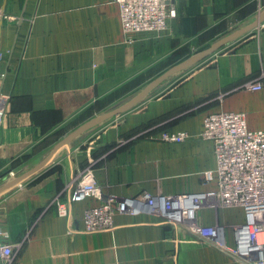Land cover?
<instances>
[{"label": "crops", "instance_id": "0c3cea01", "mask_svg": "<svg viewBox=\"0 0 264 264\" xmlns=\"http://www.w3.org/2000/svg\"><path fill=\"white\" fill-rule=\"evenodd\" d=\"M171 2L174 17L167 30L128 41L112 0H0V12L12 17L0 24V94L8 97L0 126V187L40 162L64 131L102 113L121 95L128 101L170 56L195 53L214 33L240 29L264 9V0ZM248 35L171 98L144 99L137 105L146 104L144 111L134 113L136 106L118 115L125 116L98 136L79 135L38 174L0 197V242L12 246L11 264H254V255L243 261L229 252L234 230L244 221L238 206L209 199L197 212L198 224L224 231L225 246L219 247L148 214L117 215L111 231L88 233L82 214L99 200L70 201L88 170L102 200L215 188L203 177L216 163L212 143L198 137L202 116L176 129L189 135L180 143L161 141L162 129L131 136L182 104L222 89L225 97L206 112L243 113L250 129L264 130V90L242 89L264 69V23L241 38Z\"/></svg>", "mask_w": 264, "mask_h": 264}, {"label": "built area", "instance_id": "2783aa9c", "mask_svg": "<svg viewBox=\"0 0 264 264\" xmlns=\"http://www.w3.org/2000/svg\"><path fill=\"white\" fill-rule=\"evenodd\" d=\"M118 7L121 31L131 41L140 34H157L167 30L174 17L172 0H112ZM12 17L0 12V24ZM245 90H264V75L244 86ZM8 97L0 94V126L6 115ZM187 133L163 132L160 140L180 143ZM200 138L213 145L215 168L203 173L207 184L215 188L203 192H184L174 196L142 192L135 197H109L102 200L100 187L91 171H86L71 195V202L99 200L82 214L84 231L100 233L114 228L117 215L138 217L155 216L164 223L187 227L202 238L224 247L220 227L203 226L196 222L197 212L209 199L225 206H238L244 221L234 230V245L230 254L243 261L254 255V264H264V130L248 127L243 113L219 111L207 114L202 121ZM64 212L63 205H59ZM14 250L0 242V264H11Z\"/></svg>", "mask_w": 264, "mask_h": 264}, {"label": "rangeland", "instance_id": "374dc122", "mask_svg": "<svg viewBox=\"0 0 264 264\" xmlns=\"http://www.w3.org/2000/svg\"><path fill=\"white\" fill-rule=\"evenodd\" d=\"M236 30H238V29H236ZM236 30H235V28L230 29L229 31L226 30V31L222 32L220 35H218L219 33H214L213 37H211V36L208 37L207 44H200L199 48L197 49V52L207 48L208 46H210L215 41L225 37L226 35H228L230 33L235 32ZM228 32H230V33H228ZM250 36L251 35H248L244 38H241L240 40L236 41L231 46H227L225 48L223 47L219 52H217V54H215L216 56H211L209 58L207 57L204 60H202L200 63L192 66L191 68H189L185 71L179 72V73L169 77L161 85H159L157 88H155L150 94H148V96L145 99H148V101H150V100L151 101H162V100H166V99L171 98L172 94L176 90H178L181 87L189 84L192 81V77H194L196 72L213 67L214 65H212V64L215 62V59L217 58V56H222L223 54H226L230 50H232L235 46L243 44L245 41L250 39L249 38ZM197 52H195V53H197ZM195 53H189V52L186 53L185 51H183L179 54L170 56L168 58L166 64L161 65L160 69L157 72L152 73L147 80L148 82L146 81L147 83H145V85H143L140 89H138V91H136L130 97H128V100H129V98L131 99L132 97H134L143 87H145L151 80L156 78L158 75H160L161 73H163L164 71H166L170 67L178 64L179 62L183 61L184 59L188 58L189 56H191L192 54H195ZM262 74L264 75V69L261 70L258 77L252 79L251 81L257 80L259 77L262 76ZM248 82H250V81H248ZM248 82H246V83H248ZM243 88L244 87H242V89ZM243 90H245V89H243ZM246 91L251 92L248 90H246ZM225 93H226V90L222 89L221 91H219L217 93L207 94V95L202 96L200 98H194L191 101H189L188 103H186V104L184 103L180 107H178V108L174 109L172 112H170V115H168V117H166V119H165V120H167V122H164L165 120L162 119L161 121H158L154 124L144 125L145 127L143 126L139 131H137V133H134L131 137L134 139L142 138V137H145L146 135H149V134L153 135V134L157 133L159 130L161 131V129L165 130L166 132H169V133H176L179 131H183V130L176 131V129H178V127L181 124H184L187 120H193L194 121V119H196V118L201 119V116H202L201 121H203L204 117L207 114L212 112V111H210V112H206V111L213 108V106L215 104L220 103V101L227 94V93L226 94ZM125 96H127V95L126 94L123 96L121 95V97L119 99H117V101H115L113 103V105L108 107V109H105V111L103 110V112L100 114H103V113H105L111 109H114V108L120 106L121 104H123L124 102H126L127 99H126V101H124L122 99ZM146 108H147V105L143 104L140 107L137 106L132 111H135L134 113L141 112V111H144ZM100 114H98V115H100ZM98 115H96V116H98ZM124 116L113 117V118L105 121L104 123L96 126L95 128L89 130V133L87 132L88 134H86V135H91L92 137L98 136L100 133L104 132L105 130L110 129L114 125L120 123L123 120ZM93 117H95V116H93ZM93 117H91V118H93ZM91 118H89V119H91ZM88 120H86V121H88ZM80 125L81 124L73 125V127H74V129H76ZM74 129H72V130H74ZM64 132L67 133V131H64ZM64 132L59 137L62 136L61 138H63V136L66 135V133H64ZM183 132H187V131H183ZM198 137L200 138V133H198Z\"/></svg>", "mask_w": 264, "mask_h": 264}, {"label": "water", "instance_id": "95a60500", "mask_svg": "<svg viewBox=\"0 0 264 264\" xmlns=\"http://www.w3.org/2000/svg\"><path fill=\"white\" fill-rule=\"evenodd\" d=\"M263 23H264V9L258 14L257 18L253 22L215 41L207 48L195 54H192L188 58L184 59L183 61L170 67L169 69H167L166 71L158 75L156 78L151 80L145 87H143L134 97H132L128 101L124 102L123 104H121L120 106L114 109H111L103 114L95 116L89 119L88 121L84 122L83 124L78 126L76 129H74L73 131L65 135L61 140H59L53 146L51 151L40 162H38L36 165L31 167L29 170L25 171L24 173L16 177H12L2 187H0V197L6 195L8 192L13 190L14 188L21 186L23 183L28 181L30 178L38 174L42 169H44L53 160L55 155L62 148L67 146L71 141H73L79 135L95 128L96 126L104 123L105 121L115 116L125 114L131 111L140 102H142L148 96V94H150L155 88L161 85L166 79L200 63L205 58L213 55L214 53L222 49L225 45L243 37L245 34L254 30L255 28H257Z\"/></svg>", "mask_w": 264, "mask_h": 264}, {"label": "trees", "instance_id": "16d2710c", "mask_svg": "<svg viewBox=\"0 0 264 264\" xmlns=\"http://www.w3.org/2000/svg\"><path fill=\"white\" fill-rule=\"evenodd\" d=\"M158 120H156V121H153V122H150L149 124H154V123H156Z\"/></svg>", "mask_w": 264, "mask_h": 264}, {"label": "bare ground", "instance_id": "6f19581e", "mask_svg": "<svg viewBox=\"0 0 264 264\" xmlns=\"http://www.w3.org/2000/svg\"><path fill=\"white\" fill-rule=\"evenodd\" d=\"M109 232V231H108Z\"/></svg>", "mask_w": 264, "mask_h": 264}]
</instances>
